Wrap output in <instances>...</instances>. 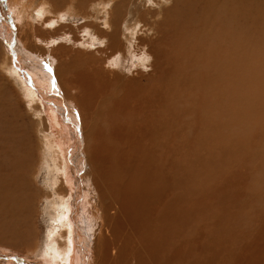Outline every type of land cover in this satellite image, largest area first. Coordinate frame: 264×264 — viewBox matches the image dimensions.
Returning <instances> with one entry per match:
<instances>
[{
	"label": "bare ground",
	"instance_id": "6f19581e",
	"mask_svg": "<svg viewBox=\"0 0 264 264\" xmlns=\"http://www.w3.org/2000/svg\"><path fill=\"white\" fill-rule=\"evenodd\" d=\"M0 1V36L10 53L3 65L11 78L19 81L23 98L39 119V156L47 160V195L52 197L50 210L55 212L49 243L40 254L39 243L30 248L33 231L31 218L26 217L37 194L30 189L29 177L34 151L15 136L18 149L7 152L8 159L0 157V217L5 223L1 225H6L0 226V238L14 246L12 249L25 246L30 250L26 254L36 259L19 261L0 250L1 257L12 264H264V220L255 222L242 215L244 208L238 206L242 194L232 184L222 183V195L209 196L202 169L206 154L216 150L214 162L225 173L223 181L232 183L226 173L240 181L247 175L243 183L246 193L245 181L255 178L241 168H246L244 152L258 145L256 125L264 123L260 113L264 103V0L214 3V7H207L210 16L200 10L203 7H197L193 15L201 13L200 23L185 19L175 25L172 35H168V24L160 39L140 38L138 45L148 47V53L138 50L131 37L122 36L118 25L123 15L116 12L112 32L102 36L108 41L107 53L112 54L108 69L97 67L95 53L87 52L84 41V50L72 57L71 63L64 58L67 49L60 47L54 51L59 53L56 58H46L48 71L58 62L56 75L50 71L47 78V92L27 72L34 68L22 62L30 56L40 62L27 43L36 41L35 28L51 30L58 20L63 21L62 13L45 0L40 4L30 0L24 6L21 0H9L14 12ZM105 8L98 11L103 13ZM11 14H15L13 18ZM22 20L32 26L27 24L29 33ZM48 44L46 49L50 50L53 43ZM143 57L152 59L144 62ZM7 85L3 84L6 92L0 90V103L13 112L11 97L15 94ZM236 85L240 88H233ZM108 93L112 97L103 100ZM52 94L60 98L57 106ZM66 95L72 101H66L68 106L64 107ZM58 105L63 114L57 111ZM212 112L216 115L213 120ZM226 112L228 116L218 122ZM255 120L256 124L249 125ZM236 126L237 139L233 131ZM225 127L230 132H225ZM15 128L25 135L21 124L16 123ZM245 133L255 140L239 139ZM191 153L197 155L194 163ZM41 168L43 171V165ZM91 194L94 198L89 204ZM239 216L241 223L237 222Z\"/></svg>",
	"mask_w": 264,
	"mask_h": 264
},
{
	"label": "rangeland",
	"instance_id": "374dc122",
	"mask_svg": "<svg viewBox=\"0 0 264 264\" xmlns=\"http://www.w3.org/2000/svg\"><path fill=\"white\" fill-rule=\"evenodd\" d=\"M32 1H34V0H32ZM39 1L41 3L42 2H45V1H48V3H53L55 9L57 8V10L60 13H62V16L64 14L63 21L62 20H58V23L56 24L55 27H53V29H51V30L47 29L46 30V29H44L41 26L34 29V32H35L34 33V36L36 37V41H33L32 40L31 42L27 43V45L30 46V47H32L33 49H35V51L31 52V54L34 55V53H35L36 56H39L37 59H40V62L38 60H35L33 58V56L32 57L30 56V58H25V60H24V58H22V60H24L22 62V64H24L26 62L30 67L34 68L33 71H32V73H30L29 71H27V72L29 74H31L34 79L35 78L37 79L36 80V82H38L37 83V86L39 88H41L43 91H45V92L48 91V89H47L48 88L47 87V84H48L47 78L51 76V72L50 71H52V74L55 76L56 75V71H57V65H58V62L55 61L56 63L53 66L54 69L52 68V69H50L48 71L47 70V66H48V62H47L48 60L47 59H49V57L56 58V55H58L59 53L54 52V51H56L60 47H63L65 49V51L67 49L64 58H66L67 63H71L72 62L71 58L72 57L75 58V57L79 56V54L84 50L83 49L84 47H83L82 42H81V41H84L86 43V46L85 47H87L86 49L88 50L87 52H89V51L91 52L92 51L91 53H95L94 56H95V58H96V60L98 62L97 67H101V68L103 67L102 69H105V70L108 69L107 66H109V61L112 58V54L111 53H107V51H106V48H107V45H108V41H107V39H103V37H104L103 36V33L106 32L107 34H109V33L112 32V30H113L112 23L114 24V20H115L114 18H116V14H117L116 12L122 14L123 15V18L126 19V21H125L122 18V20H121L122 22L121 23L119 22V25H118L119 28L121 26V30L124 33V35H122V36H128V39H131L132 38L130 41L134 40V42L137 43L138 50H140V51H142L144 53L145 52L148 53L149 52V48L148 47H146V46L145 47H143V46L140 47V45H138L140 38L149 39L148 41H150V39H151V41L153 39H157V38L160 39V37L162 36V33L163 32H166L168 30V28H165L166 26H164V25H168V24H169L168 35H172V34H174V29H176V26L175 25L177 23H180V21H183V20L186 19V21H188L189 23H190V21L193 22L194 24L197 23V22L200 23L199 22V19H200L199 16H200L201 13L196 12V14L193 15V12H194V10L197 7H203L202 9L200 8V10L201 11L204 10L203 11V12H205L204 14H207L208 16H210V13L208 12L207 7H214L215 4L219 5V3H221L223 5H226L224 2L227 3V0L226 1L225 0H206V1L205 0H202V1H199V0H182V1L181 0H168V1L167 0H154L152 4H149L148 3V0H125V2H124V0H111V1L110 0H94V1L93 0H89L91 3L89 1H87V0H73L74 2H72V0H54L55 2L53 0H45V1L44 0H35L36 3L40 4ZM214 1H216V2H214ZM3 2L5 4L4 6H6L7 9H9V6L11 7V4L12 3L9 2V0H2V6H3ZM22 2H24V3H22ZM29 2H31V1L30 0H24V1L21 0V3L23 4V6L24 5H29ZM75 2H76V4H75ZM104 2H105V5L102 6L104 4ZM113 2H114V4H113ZM173 2H175V3H173ZM63 3H64V5H63ZM93 3H94V5H93ZM109 3H112V4H109ZM121 3H122V5H121ZM173 4H175V5H173ZM75 5H76V7H75ZM62 6L63 7L65 6L64 7L65 9ZM99 6L101 8L106 7L105 8V11H103V13L100 12V11H98V8L101 9ZM130 6H131V8L128 9V7H130ZM94 7H95V9H94ZM141 7H143V9ZM157 7H158V9H157ZM184 7H185V9H184ZM14 8L15 7H11V10L14 9ZM135 8H136V10L139 9V10L136 11L137 13L135 12ZM71 9H74V11H70ZM84 9H86V10H84ZM92 9H94V10H92ZM125 10L126 11L128 10L127 13H124V12H126ZM145 10H147L146 13H145ZM151 10L153 11V13H152ZM95 11H97V12H95ZM106 11H109V12H106ZM110 11H111V13H110ZM131 11L132 12H135V16L134 17L136 19L131 15V14H133ZM138 11L143 12V15H141L142 13L139 14L140 12H138ZM148 11H149V13H148ZM18 12H20V9L18 10ZM65 13L66 14H69V15H66ZM73 13L76 14V15L77 14H79V15H77V17H76ZM181 13H182V16H181ZM185 13H187V14H185ZM15 14H11L10 15L11 18H13ZM96 14H97L96 18H98V19L95 18V15ZM98 14L101 17H99ZM101 14H103V15H101ZM126 14H128V16L130 15L129 18H127L128 16H126ZM191 15H192V17H191ZM102 16L105 17V18H103ZM140 16H143V17H140ZM162 16H163V19H162ZM183 16H185V18ZM202 16H205V15H202ZM93 17H94V19H93ZM131 17H133L135 20L134 19H131ZM147 17H148V19H147ZM86 18H88L89 20L88 19L86 20ZM141 18H143L144 20L141 19ZM46 19H48V18H46ZM105 19L106 20L109 19V20L106 21ZM209 19H210V17H209ZM95 20H97V21H95ZM104 20H105V22H103ZM112 20H113V22H110ZM137 20H138V23L140 22L139 24L137 23ZM145 20L147 22H145ZM85 21H87V22H85ZM132 21H134V22L136 21V22L135 23L133 22V25H131L132 24ZM142 21H144V22H142ZM154 21H156V22H154ZM21 22H24V21L22 20ZM93 23H95V24H93ZM142 23H143V25H142ZM147 23H149V25ZM23 24L26 25V26H22V27L26 28L27 32L29 33V30H28L29 28L27 27L28 22L27 23L24 22L21 25H23ZM82 24L86 28L82 27ZM126 25H127V27H126ZM28 26L32 27L30 24H28ZM146 26H147V28H149L148 30H147V28L145 29ZM172 26H175V27H172ZM77 27L80 30H78ZM98 27L100 29L102 28L101 31H100V29ZM133 27L135 29H133ZM82 28L86 29L88 32L85 31ZM156 28H157V30H156ZM125 29H126V31H125ZM91 30H94V34H93V31H91ZM202 31H205V30H202ZM20 32H19V35H20ZM127 32L130 33V35ZM156 34L157 35L160 34V35L157 36ZM82 36L84 38H82ZM133 37H134V39H133ZM2 38L3 37L0 36V90H1V93L6 92V88L3 87V84L5 86H6V84H8L7 85V89L9 91L13 90V91H11V94L13 96L15 94V97H11V98L13 100H16V101H13L12 100L13 103L11 104V107H10L11 108V111H13V112H8L7 108L5 106H3L4 108H6L5 111H4V109H2L3 107H2V105L0 103V105H1L0 106V109H1L0 110V118L3 119V120H6V121L0 120V157H2V159L3 158L4 159H8L9 158L8 157L9 155H8L7 152H11V151H14L15 149H18V142L15 140V136L16 137H20L23 140H25V143L27 142L28 145L29 146H32V148H33V151L34 152L30 156V158H31V160H30V162H31L30 163V176H29V177H31V179H30V185H31L30 189L33 190V192L34 191L37 192V194H36L35 198H33L34 201L32 200L33 201V204L31 205L29 211L27 212L29 214H27L26 217H30L31 218L32 228H31L30 232L33 231V237H31V239H30V248L37 246L38 243H39V245H38V252H40V254H41V253H43L44 249L47 248V244L49 243V240H48L49 228H50V226H52V224H55V221H53V217H55V212H53V210H50V209H52L50 203H52L53 200H52V197H48V195H47L48 187H49V181H50V175H49L48 171L46 170L47 160H45L44 158L41 159L40 156H39L40 147H41L40 146V143H39V136H40V134H39L40 124H39V121H38L39 119H38L37 116H35V113H34L33 109L31 107H29L28 102L25 101L26 98L25 99L23 98L25 96H24V94H22V89H20L21 85H19V83H18L19 81L16 82L15 79H14L15 77H12L11 78L10 74L8 73V69H6V67L3 65V61H4L5 57L7 55H10V53H9V50H8L7 43ZM17 38L19 39L18 41H21V39L18 36H17ZM73 38H75V39H73ZM90 38H91V40H90ZM202 38H203V36H202ZM203 39H205V36H204ZM63 40H64V42H62ZM51 41H52V43L55 41V43H53L51 45L50 50H47L46 47L49 45L48 43H50ZM90 41H91V43H90ZM72 42H74V43H72ZM63 43H65V44H63ZM169 43H170V41H169ZM21 44H22V46H24L26 48V46L23 43H21ZM79 44H81V45H79ZM92 45H94V47H92ZM125 45L128 46L129 44L128 43H125ZM74 46H76V47H74ZM71 47H73V49ZM2 48H3V50H2ZM144 49H146V50H144ZM76 53L78 55H76ZM67 54H69V55H67ZM108 54H110V55H108ZM74 58H72V59L74 60ZM150 59H152V57ZM99 64H100V66H99ZM139 69H141V68L139 67ZM29 70H30V68H29ZM1 73H2V75H1ZM38 76H40V77L42 76V79L41 78L40 79L37 78ZM54 81H56V83L58 84V87L60 85L61 88L60 87L59 88L62 89V86H61V84H59L60 82H59V80H57V77H54ZM17 83H18V86H17ZM233 88H240V86L236 85ZM102 94H104V91L100 94V97L102 96ZM110 95L108 93V98L104 97V99H103V97H102L101 100L102 99L103 100H106V99L109 100L112 97V95H111V97H110ZM51 97H53V98H51L52 100L53 99L56 100V101L55 100L53 101L54 102L53 105H56L57 106V104H60L59 103L60 102V98L56 94L55 95L52 94ZM66 97H67V95H66ZM71 98H72L71 96H70V99L68 97H67V99L64 97V99H65V101L63 99V102H64L63 106L64 107H67L68 106V103L65 104L66 101H72ZM21 99H23L22 100L23 103L21 102ZM18 101H20L19 102L20 104L22 103L24 105H22V104H21V106H20V104L17 105L18 103H16V102H18ZM73 102H75L74 99H73ZM13 104H16L17 106H15ZM53 105H50V107L49 106H47V107L54 109L53 108ZM263 106H264V103L260 107L261 109L263 108V110L260 109L261 110L260 113H262L263 116H264V107ZM56 109H57V111H59V112H61L63 114L62 108L60 107V105H58V108L56 107ZM25 110H27L28 112L25 111ZM1 111L4 112L3 113L4 115L2 114ZM31 112L34 113V114H32ZM71 112L72 111H70V113ZM10 113H11V115L13 113V115L11 116ZM96 114H97V112H96ZM224 114H226V115H224ZM6 115H8L9 117L6 116ZM2 116L3 117L5 116L6 118L5 117L2 118ZM29 116H30V118H29ZM224 116L227 117L228 116V112L223 113L222 116L217 119V121L219 122L220 120H222L224 118ZM19 117H20V121H19ZM34 117H36V118H34ZM214 118H216V115H215L214 112H212V118L211 119L213 120ZM1 121L3 122V124H2ZM22 121H24L25 123L22 122ZM5 122H6V124H5ZM7 122H8V124H7ZM11 122H13V123H11ZM254 122H256V120L253 121L252 123H250L249 125L256 124ZM16 123L21 124L22 129L25 128L24 129L25 135L24 134H21V132L18 131L15 128V124ZM10 127L12 128V131H11ZM256 128L259 131V134H258L259 135V137H258V139H259L258 145L257 146H254V147L253 146L249 147V150L246 151L247 153L244 152V155H243L244 157L245 156L247 157V159H245L246 157L244 158L245 161H244V164H243L246 168H244V169L241 168V170L242 171L245 170L246 172L248 171L247 174H249L251 172V173H253V175L255 177V178H252V179H249V180H246L245 181V182L248 183L246 185V190H247L246 193H244V191H243V183H244V178L247 175L240 181V180H236L235 177L232 174L226 173V174H228L231 177L232 183H227V182L223 181V178H224L225 173L221 170L220 166L216 162H214V159L217 157V151L216 150H211L210 153L206 154V160H204L203 163H202V169H203V171L205 173L206 188H207V193L209 194V196L222 195V193L220 191V185L222 183L232 184L242 194V197H241L240 202L238 204V206L240 208H242V207L244 208L243 209V212H242V215L244 217H246V218H250V220H252V221L260 222V221L264 220L263 219L264 218V123L260 121L256 125ZM233 129H234L233 131L236 132L235 133V137L237 139L238 138L237 132L239 130L237 131V126H236V129H235V127ZM226 130H227V132H230V130L227 127L224 128V131L225 132H226ZM33 134H35V135H33ZM239 137H240L239 139H241V140H242V138H243V140H251V141L255 140V138H253V136L251 134H249V133L242 134ZM8 139H9V141L7 143V140ZM35 142H36V144H35ZM85 143H86V147H87V148L85 147V151L88 152V150H86V149L89 148V144H87V140H86ZM190 158L192 160V163H194L196 161V159H197V155L194 154V153H191L190 154ZM35 162H36V165H35ZM9 163H11V161ZM42 165H43V171H42V168H41ZM43 173L46 174V175H44ZM92 195L93 194L90 195L89 202H88L89 204L92 203V199L94 198ZM32 201H31V203H32ZM2 209L3 208H1V210ZM241 211H242V209H241ZM219 212L221 213V211H219ZM2 216L4 218L6 216V219L8 217L7 215H4V214H2ZM239 218H240V216H239ZM2 219L3 218L0 217V226L6 227V225H1V224H5V223H3L4 220H2ZM51 219H52V221H50ZM237 222L238 223H241V218L238 219ZM0 240H2V242L0 241V250H1V252H4L6 255H9L11 257H15L19 261L20 260L28 261V260H34V259H36V257L34 258L35 255L34 256H31L29 254H26V253H29L30 250H28V248H26L25 246H22L21 249L14 248L15 249L14 250V249H12L14 246L13 247L12 246L10 247V246H8V245L5 244V239L0 238ZM35 240H37V241H35ZM130 244L134 245L133 243H128L127 246H130ZM7 246H8V248L9 247L10 248L8 249ZM40 247H41V249H40ZM25 250H27L28 252L25 251ZM130 256H131V253L129 254V257ZM91 257H92V254H91ZM0 264H12V263H11V261L9 259L7 260L6 258H3V257L0 256ZM13 264H15V263H13Z\"/></svg>",
	"mask_w": 264,
	"mask_h": 264
},
{
	"label": "snow or ice",
	"instance_id": "6c2138e0",
	"mask_svg": "<svg viewBox=\"0 0 264 264\" xmlns=\"http://www.w3.org/2000/svg\"><path fill=\"white\" fill-rule=\"evenodd\" d=\"M148 3L149 4H152L153 3V0H148ZM38 15H39V13H38ZM61 19H64V17L63 16H61ZM50 27L52 26V25H49ZM106 26V25H105ZM53 43H55V41L53 42ZM102 43V42H101ZM93 47H94V45H92ZM143 60H144V62H147V60L148 59H150V57H143L142 58ZM114 67L116 66V65H113Z\"/></svg>",
	"mask_w": 264,
	"mask_h": 264
}]
</instances>
